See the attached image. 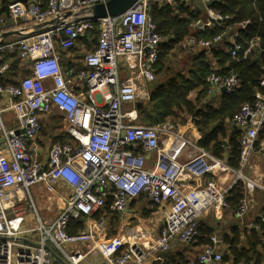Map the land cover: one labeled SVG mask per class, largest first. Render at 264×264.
<instances>
[{"label": "built area", "instance_id": "2783aa9c", "mask_svg": "<svg viewBox=\"0 0 264 264\" xmlns=\"http://www.w3.org/2000/svg\"><path fill=\"white\" fill-rule=\"evenodd\" d=\"M107 1H15L7 8L9 23L0 19V35L18 31L0 38V79L10 68L4 59L9 52H16L30 69L16 83L0 82V264H80L94 251L108 264L158 263L173 242L185 244L197 237L205 211L231 208L226 194L237 179L246 188L234 211L239 221L250 209L251 193L264 189L258 177L245 173L255 150L264 158V140L257 141L264 126V91H256L253 101L242 104L228 121L240 131L237 169L198 146L193 130L191 137L186 128L178 131L169 122L135 123L136 103L150 98L164 37L149 14L151 0H136L117 15L95 17L88 11ZM179 1L157 0L169 5ZM208 14L210 26L226 18L210 7ZM28 21L30 28L24 25ZM95 23L99 34L94 49L83 55L81 67L75 62L63 69L62 57H73L69 50ZM237 34L229 35L233 56L240 49ZM220 39L189 37L181 46L208 52ZM257 41H251L244 56ZM205 81L208 93L222 87L231 93L239 84L236 75L215 71ZM259 85L264 90V73ZM49 113L63 117L73 144L41 146L42 116ZM195 120L191 116L187 127ZM230 174H236L232 184L215 178ZM205 175L212 178L203 179ZM35 184L43 187L47 199L58 187L68 189L53 220L39 215L30 193ZM140 194L162 209L159 233L152 236L130 226L124 234L106 238L108 221L94 215L107 199L111 212L124 214ZM260 219L264 222V211ZM71 220L82 221L83 229L68 233ZM220 243L211 235L195 264H219Z\"/></svg>", "mask_w": 264, "mask_h": 264}, {"label": "trees", "instance_id": "16d2710c", "mask_svg": "<svg viewBox=\"0 0 264 264\" xmlns=\"http://www.w3.org/2000/svg\"><path fill=\"white\" fill-rule=\"evenodd\" d=\"M15 1L28 4L34 0H0V18L1 14L7 12L8 5ZM209 7L226 18L221 20L220 25L205 26L203 29L192 31L193 24L199 19L198 11L189 8L183 2L169 5L151 0L149 14L156 24L157 32L164 37V41L161 44L158 62L155 66V80L150 85V98L136 107V113L140 120L149 123L147 125L150 126L165 122L179 114L196 117L194 124L201 133V137L197 140L198 146L237 169L240 131L234 126H230L228 121L238 112L242 104L253 101L256 91H264L259 85L260 77L264 73V0H214L209 3ZM243 22H246V25L240 28L238 24ZM233 27L239 28L235 42L240 46V49L235 56L232 55L234 46L228 39L231 34L230 29ZM98 34L99 24L95 23L91 30L76 40L70 51L75 54L74 51L83 47L87 48V52L93 50ZM217 36H221V39L210 48V55H206L204 51L194 55L185 74L177 72L165 79L156 80V74L161 70L160 63L168 55L175 54L172 53L175 49H182L183 41L189 37L212 40ZM254 38L258 39L257 45H253L244 56V51ZM83 55L75 54L73 59L62 57L66 63L63 69L74 65V61H77V65L81 67ZM4 59L9 62L10 68L6 75L0 79V82L16 83L14 77L21 69L23 73H26L25 76L30 74L29 64L21 60L16 52L6 53ZM214 71L222 76L234 74L239 81L233 92L221 94L218 106H215L210 100L205 101L209 90L205 77ZM192 94L193 97H191ZM51 116L54 120L59 119L58 115L53 113L47 114L45 119L51 118ZM43 128L44 121H42L41 134L45 135ZM53 139L60 144L74 143L62 131L53 136ZM260 140H264V126L259 131L257 141ZM42 142L45 141L42 140ZM51 143L54 142L49 144ZM244 195L245 186L240 181H236L228 190L226 200L230 203L233 212ZM141 196L144 197L145 194H140L134 199ZM109 204L110 200L107 199L105 207L94 217L98 219L102 215L104 217L113 215ZM153 205L155 206V204ZM262 208L264 209V205ZM83 227L82 221L71 220L66 230L72 234L82 230ZM206 233L208 231L203 230L202 236H205ZM246 234L244 245H241V235L237 230L224 237L226 248L222 252L220 264H239L240 262L264 264V242L262 241L264 225H261V231L248 230ZM209 237L210 235L207 236L204 245L208 243Z\"/></svg>", "mask_w": 264, "mask_h": 264}, {"label": "crops", "instance_id": "0c3cea01", "mask_svg": "<svg viewBox=\"0 0 264 264\" xmlns=\"http://www.w3.org/2000/svg\"><path fill=\"white\" fill-rule=\"evenodd\" d=\"M179 2H183L187 6H189V8L199 12V19L196 21V23L193 24L192 31L203 29V27L205 26L212 27L207 24L208 21L210 20V17L208 14L209 4L205 3L203 0H180ZM26 5H29V3ZM4 13L1 14L2 16L1 18L4 20V22H7L8 21L7 12H4ZM199 22L201 23V25H199ZM31 24L32 23H30L29 21L24 23L25 27L27 28H30ZM230 30L231 32L236 33L239 31V28L233 27ZM228 39L231 42L230 37ZM210 50L211 49H209V51L206 52L203 49L196 50V48L190 47L189 52H191L193 56L198 54L200 51H204L206 55H210ZM65 54L66 53H64L63 55ZM69 54H72L70 50H69ZM74 56L75 55H73V57L69 55V56H66V58L73 59ZM75 62L78 63L77 61H74V63ZM222 93H224V91L222 90V88H220L218 90H214L213 92L209 93L207 95V98H210L211 99L210 101L215 106H218L220 104V96ZM53 114H56V113H53ZM45 116H42V121H45ZM58 117L62 121V125L52 124L51 128L54 130L61 129V131L67 135V133L64 130L63 117L61 115H58ZM51 119H52V116H51ZM55 135H50L49 138L51 139V137L53 138V136ZM194 136L196 138L198 136L199 138L201 137V133L197 128H195L194 130ZM41 137H42V134L40 132L39 142L41 146L45 149V142L43 143L42 140L43 141H46V140L42 139ZM50 142L47 141L46 143H50ZM150 160H152V158L148 159V162H150ZM250 164H251L250 168H247L245 173H247V175L249 176L254 175L258 177L260 184L264 185V158L261 157L258 150H255L252 153V156L250 158ZM209 177L212 178V175H205L203 179H208ZM215 178H217L219 182H221L222 184L226 183L225 185L233 183V179H229V176L228 178H226L225 175H222L220 177L216 176ZM225 178H226V181L224 180ZM256 190H260V189L256 188L253 191V193H251V197H250L252 207L254 209L251 210L250 208V211H248L246 218L244 220L239 221L238 218H236L231 208L228 210H220L218 212H215L213 209L205 211L198 221L199 236L196 239H193L190 242L185 243V244H178L177 242H173L170 245V248L162 254L163 260L161 262L154 263V264H195L197 256L202 250V248L204 247V241H206L208 235L210 236L215 235L221 240V243L219 245V250L221 252H224L226 248V245L223 241L224 237L231 235L234 230H237L240 232L241 245H244L246 242V235H247L246 233H248V230L261 231V225H264V222H262L260 219V215L264 211V209L262 208V206L264 205V202L262 203V205L258 207V209L255 208L257 201H255L254 199V192H256ZM39 192L40 193L38 197L41 200V204H42L41 208L42 210H44V213L49 208V204L56 206L55 210L53 211V213H55L59 210V206L61 205V196L66 195L68 192V189L65 187H58L57 192L50 195V199H47V194L44 192L43 187L40 188ZM245 194H246V188H245ZM149 204H150V207H149ZM155 206L156 208H154L153 203L148 199L147 196H144V197L141 196L138 199H132L128 205L127 212L124 214H121V216L123 217L122 218L123 219L122 232L115 234V235L124 234L125 232H127L130 226H133V227L139 228L140 230L150 233L152 236H156L159 233L163 225V222H162V209L161 207H158L157 205ZM141 214H144V215L142 216ZM49 215L50 214L48 213L47 217H50ZM44 216L46 215L44 214ZM255 224L258 225V228L255 227ZM203 230L208 231V233H206L208 235L205 234V236H202ZM262 241L264 242V237L262 238ZM101 258L103 257L101 256ZM84 260L85 258L82 259V261ZM97 263H98V260H97ZM225 264H229V263H225Z\"/></svg>", "mask_w": 264, "mask_h": 264}, {"label": "rangeland", "instance_id": "374dc122", "mask_svg": "<svg viewBox=\"0 0 264 264\" xmlns=\"http://www.w3.org/2000/svg\"><path fill=\"white\" fill-rule=\"evenodd\" d=\"M189 49H190V47L182 48L179 50L175 49L172 52L175 54H173V55L170 54V55H168V57H165L164 58L165 60H163V62L160 63L161 70L156 74V80L158 81L160 79H165V77L174 75L177 72H182L185 74L187 72V68L191 65V58L193 57L192 53L189 52ZM85 52H87L86 47H83L81 49L74 51V53L76 55H79V56L83 55ZM23 65H24V63H23ZM65 66H66V63H65V61H63V67H65ZM22 67H24V66H22ZM25 75H26V73H23L22 69H21L20 71L17 72L16 76L14 77V80L17 81V80L23 78V76H25ZM191 97H193V94L191 95ZM209 100H211V99L207 98V100H205V101H209ZM55 115H57V114H55ZM190 117L191 116L188 114L187 115L186 114H181V115L179 114V115H177V117H171V118L167 119L165 122H169L172 125H174L175 129L178 131L186 128L185 133H188L189 130H193V132H194V130L196 128L195 124L192 125V128L187 127L188 124L191 123L189 121ZM134 122L139 123V124H145V125L149 124L147 122L140 120V118L138 117L137 114H136V118H135ZM165 122H162L160 124H164ZM52 124L62 125V121L60 119L54 120V119H51L50 117H47L45 119L44 128H43L45 135L43 134L41 138L46 140L45 141L46 145L49 144V143H46L47 141L55 142V141H53L54 139L52 137H51V139L49 138L50 135L58 134L61 131V129H57V130L52 129L51 128ZM160 124H155V125H160ZM194 126H195V128H194ZM188 134H189V136L193 137L190 132ZM161 138L164 142L167 143L168 137L165 134H163L161 136ZM197 138L199 139V136ZM235 177H236V174H230L229 175V179H235ZM236 181H240L241 184H243V181L240 179H237ZM259 184H260V182H259ZM261 186H264V185H261ZM40 188H42L41 185L35 184L32 187H30V193L32 194L34 202L37 206V209L39 211V215L46 221L47 220H53L57 215V212L53 213L56 206L49 204V208L47 209L48 212L46 211L44 213V210H42V208H41V206H42L41 200L38 197L39 193H40L39 192ZM257 189H260V190H256V192H254V199H255V201H257V204L255 205L256 209H258V207L260 205H262V203L264 202V189L261 187L257 188ZM250 204H251L250 208H251V210H253L254 208L252 207V203H250ZM149 207H150V204H149ZM154 208H156V206H154ZM249 211H250V209H249ZM48 213L50 214L49 215L50 217H47ZM44 214L46 216H44ZM141 215L143 216L144 214H141ZM104 218L106 220H108L107 225H106V228H107L106 238L113 237V236H115V234L122 232V229H123V224H122L123 219L122 218L123 217L121 216V214L118 215L116 213L113 215H107ZM97 260H98V263H97ZM96 263L97 264H108L106 262V260L101 258V256L99 255L98 252L94 251L92 253H89L87 256H85V260L82 261L80 264H96Z\"/></svg>", "mask_w": 264, "mask_h": 264}, {"label": "water", "instance_id": "95a60500", "mask_svg": "<svg viewBox=\"0 0 264 264\" xmlns=\"http://www.w3.org/2000/svg\"><path fill=\"white\" fill-rule=\"evenodd\" d=\"M135 1L136 0H108L105 4L94 5L88 11L91 12L92 15L95 17H104L106 15H117V14L124 12ZM152 1H157V0H152ZM199 25H201L200 22H199ZM17 32L18 31H14V30L3 32L0 35V38H6L8 36L13 35L14 33H17ZM222 90L224 91V87H222ZM139 104H140V102H137L136 107H138Z\"/></svg>", "mask_w": 264, "mask_h": 264}]
</instances>
